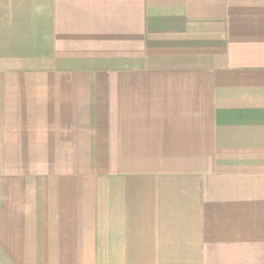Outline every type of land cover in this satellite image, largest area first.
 <instances>
[{"label":"crops","instance_id":"crops-1","mask_svg":"<svg viewBox=\"0 0 264 264\" xmlns=\"http://www.w3.org/2000/svg\"><path fill=\"white\" fill-rule=\"evenodd\" d=\"M0 264H264V0H0Z\"/></svg>","mask_w":264,"mask_h":264}]
</instances>
